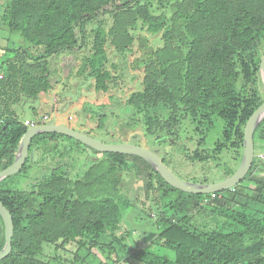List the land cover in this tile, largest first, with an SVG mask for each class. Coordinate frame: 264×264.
I'll list each match as a JSON object with an SVG mask.
<instances>
[{
    "label": "trees",
    "instance_id": "1",
    "mask_svg": "<svg viewBox=\"0 0 264 264\" xmlns=\"http://www.w3.org/2000/svg\"><path fill=\"white\" fill-rule=\"evenodd\" d=\"M154 1L159 7L165 0L8 1L2 21L31 46L5 49L0 56V171L11 165L29 127L13 107L47 97L59 79L49 59L69 54L60 65L67 77L75 64L71 53L87 42L89 52L75 72L82 81L74 85L90 81L103 94L117 78L107 68V47L119 56L112 65L116 69L134 42L139 44L132 69L142 71L141 90L125 100L127 128L140 121L144 135L159 148L175 143L180 122L188 121L197 136L195 148L185 155L192 163L211 162L226 148L242 150L244 125L263 101L264 0H171L169 12L159 14L152 12ZM137 23L159 34L161 46L154 49L134 35ZM217 122L221 140L207 148V131ZM58 136H33L28 153L41 139ZM254 137L264 142V120L253 143ZM93 152L98 157L76 180L55 168L29 191L12 190L5 178L0 181V201L13 223L11 251L0 264H83L97 250L110 264H264V179L251 178L263 159L254 156L241 181H248L245 186L240 182L231 190L191 195L169 186L138 157ZM27 162L28 156L18 174L26 171ZM139 168L144 198L156 192V202L146 204L155 207L156 236L129 245L118 229L122 209L134 206L136 197L130 202L119 194L123 175ZM249 203L260 204L263 211L247 212ZM3 232L0 218V250Z\"/></svg>",
    "mask_w": 264,
    "mask_h": 264
},
{
    "label": "rangeland",
    "instance_id": "2",
    "mask_svg": "<svg viewBox=\"0 0 264 264\" xmlns=\"http://www.w3.org/2000/svg\"><path fill=\"white\" fill-rule=\"evenodd\" d=\"M9 0H0V56L5 49L27 48L31 45L20 38L18 33L9 32L5 23L2 21L3 11ZM171 0H165L161 6H156L155 1L152 5V12L159 14L162 11L169 12ZM106 24L110 23L108 17H103ZM136 29L132 33L136 36L146 38L152 48L161 46L159 34L148 33L137 23ZM90 29L87 27V30ZM139 44L134 42L131 50L124 54L123 63L114 69L112 65L119 62V56L112 49L107 47L109 63L107 68L117 76L114 83L110 84L108 93L103 94L94 91L90 81H83L81 87L74 85L77 81H82L75 72L84 55L89 52V42L80 50L71 53L75 64L70 67V74L66 77L61 72L63 57L69 54H62L58 57L49 59L52 75L55 72L59 77L55 80V85L50 95L45 98H39L37 101H24L13 107L19 121L27 126H35L44 122L46 125L66 126L72 130L85 133L91 138L99 140L106 144L116 143H136L143 148L157 151V155L163 157L167 168L180 180L189 182L206 179L207 182L215 183L227 178L226 175L238 167L240 160V149L226 148L218 154L217 159L202 164L199 162H190L186 159V151L195 148V139L197 138L193 127L188 121L182 120L177 129L178 139L170 145L159 147L152 138L144 135L143 124L134 120L133 127L127 128L125 124L128 121L127 108L125 100L132 92L141 90V69H132V63L140 55ZM263 45L258 48L260 54ZM30 51L34 53V50ZM262 56V55H261ZM57 101V102H56ZM47 102V103H46ZM221 123L217 122L213 129L208 130L206 134V146L212 147V143L221 140ZM134 136V138H133ZM189 139V140H188ZM134 141V142H133ZM253 154L254 156H264V142L258 141L254 137ZM37 148V149H35ZM187 149V150H186ZM27 169L20 174H14L5 178V185L12 190L29 191L33 184L45 177L51 170L55 172L66 173L70 179L81 178L82 174L91 165L96 154L86 146L77 144L73 139L65 136H58L53 140L43 138L36 147H33L28 153ZM30 159V160H29ZM260 166L256 169L251 178L258 177L264 179V157ZM144 178L143 171L139 168L134 175L124 174L121 186L120 197L130 200L136 197L134 206L121 211V223L118 232H125L124 242L132 244L133 241L145 242L156 236L153 229L154 217L156 212L154 206L148 208L146 205L149 200L156 202V192L149 199L144 198L142 192V182ZM198 179V180H197ZM248 181L241 182L245 186ZM243 193L242 188H238ZM141 202V203H139ZM143 203V204H142ZM132 204V203H131ZM247 212L263 211L260 204L249 203ZM199 221V217L195 219ZM117 232V233H118ZM149 233V235H147ZM146 243V242H145ZM147 245V244H146ZM144 245V246H146ZM133 248V247H132ZM95 257L90 255L83 264H110L105 261L100 251L94 252ZM124 264V263H123ZM126 264H138L133 261H126Z\"/></svg>",
    "mask_w": 264,
    "mask_h": 264
},
{
    "label": "water",
    "instance_id": "3",
    "mask_svg": "<svg viewBox=\"0 0 264 264\" xmlns=\"http://www.w3.org/2000/svg\"><path fill=\"white\" fill-rule=\"evenodd\" d=\"M259 73L264 88V53L259 61ZM264 120V94L262 103L247 119L243 128L242 152L238 167L226 179L215 183H194L178 179L165 166L157 151L149 150L133 143H116L106 144L94 138H91L85 133L77 130H72L66 126L39 124L30 126L22 135L17 146L14 159L10 166L0 171V181L4 178L17 174L28 154V148L31 138L39 134H58L90 148L98 153H115L121 155L135 156L146 162L161 178L172 188L191 195H209L217 192L231 190L236 187L247 175L251 168L254 158L253 154V133L257 126ZM0 218L4 229V245L0 250V261L3 260L11 251V239L13 236V223L10 213L6 210L0 201Z\"/></svg>",
    "mask_w": 264,
    "mask_h": 264
},
{
    "label": "crops",
    "instance_id": "4",
    "mask_svg": "<svg viewBox=\"0 0 264 264\" xmlns=\"http://www.w3.org/2000/svg\"><path fill=\"white\" fill-rule=\"evenodd\" d=\"M50 95V94H49ZM43 98H45V100H47V97H43ZM57 102V101H56ZM47 103V102H46ZM0 122H1V119H0ZM39 124H44V122H42V123H39ZM38 125V124H37ZM96 157H98V155H96Z\"/></svg>",
    "mask_w": 264,
    "mask_h": 264
},
{
    "label": "built area",
    "instance_id": "5",
    "mask_svg": "<svg viewBox=\"0 0 264 264\" xmlns=\"http://www.w3.org/2000/svg\"><path fill=\"white\" fill-rule=\"evenodd\" d=\"M31 126H32V125H31ZM263 157H264V156H262V155H258V158H261V159H262Z\"/></svg>",
    "mask_w": 264,
    "mask_h": 264
},
{
    "label": "clouds",
    "instance_id": "6",
    "mask_svg": "<svg viewBox=\"0 0 264 264\" xmlns=\"http://www.w3.org/2000/svg\"><path fill=\"white\" fill-rule=\"evenodd\" d=\"M39 125V124H38ZM242 152V151H241ZM258 157V156H257ZM241 158V157H240ZM240 161V160H239ZM235 171V170H234Z\"/></svg>",
    "mask_w": 264,
    "mask_h": 264
}]
</instances>
